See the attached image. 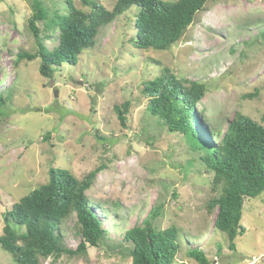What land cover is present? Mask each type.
I'll return each instance as SVG.
<instances>
[{
	"label": "rangeland",
	"instance_id": "rangeland-1",
	"mask_svg": "<svg viewBox=\"0 0 264 264\" xmlns=\"http://www.w3.org/2000/svg\"><path fill=\"white\" fill-rule=\"evenodd\" d=\"M39 1L48 19L35 24L51 50L57 31L46 25L54 12L65 13L66 0ZM70 1L89 12L84 0ZM90 1L110 10L117 0ZM137 11L131 7L101 27L93 48L84 50L76 65H62L45 78L39 58L15 63L18 53L37 51L28 28L32 0H0V91L12 93L0 108V235L3 215L48 182L50 167L77 179L100 168L87 197L110 239L120 238L162 206L155 225H175L183 237L173 264H198L185 242L199 248L208 264H264V192L244 200L240 223L245 232L236 237L235 250L229 249L225 234L214 229L216 211L207 212L213 174L186 136L168 131L149 114L148 99L141 93L143 83L161 68L204 84L205 95L195 111H203L200 142L215 143L207 129L222 137L225 130L217 127L236 114L264 126V0H209L165 51L134 44ZM124 105L121 125L116 108ZM59 228L66 247L77 251L81 238L75 214ZM53 263L129 264L130 259L118 250L87 245L82 253L40 259V264ZM0 264L17 263L0 247Z\"/></svg>",
	"mask_w": 264,
	"mask_h": 264
},
{
	"label": "trees",
	"instance_id": "trees-1",
	"mask_svg": "<svg viewBox=\"0 0 264 264\" xmlns=\"http://www.w3.org/2000/svg\"><path fill=\"white\" fill-rule=\"evenodd\" d=\"M208 1L117 0L108 10L100 3L84 0L90 8L86 13L66 0L65 13L54 12L47 22L46 27L57 31L58 41L49 50L35 24L48 19L46 10L39 0H32L34 12L28 28L37 51L33 55L18 53L15 63L39 58L40 75L51 78L62 65H76L80 54L93 48L100 28L131 7L138 9L133 16V42L137 48L165 51L182 38ZM205 91L204 84L179 79L169 69L161 68L151 80L143 83L141 93L148 99L146 109L149 114L161 121L168 131L186 136L193 150L200 153V162L213 174V196L208 201L207 212L216 211L214 229L225 234L229 249L235 250L236 237L245 232L240 223L244 200L264 192V126L236 114L231 120L227 119L224 126L217 127L225 130L222 137L207 129V137H213L215 143L209 139L208 143L200 142L203 111H195ZM3 92L0 91V108L12 98L11 92L5 95ZM116 112L120 124L125 125L127 106L116 108ZM99 170L77 179L65 169L50 167L48 182L22 197L3 215L0 247L10 253L17 264H40V259L51 256L82 253L87 245L94 248L102 245L111 252L118 250L128 256L129 264H173L183 248V237L175 225L165 229L155 225L162 206L154 207L140 224L126 229L120 238H109L108 230L103 228V221L87 197ZM114 205L119 207L117 202ZM71 214L76 216L81 238L75 252L66 247L59 228ZM184 246L190 258L198 264H208L199 248H188L187 242Z\"/></svg>",
	"mask_w": 264,
	"mask_h": 264
},
{
	"label": "water",
	"instance_id": "water-1",
	"mask_svg": "<svg viewBox=\"0 0 264 264\" xmlns=\"http://www.w3.org/2000/svg\"><path fill=\"white\" fill-rule=\"evenodd\" d=\"M55 97H57V93L55 92V95H54Z\"/></svg>",
	"mask_w": 264,
	"mask_h": 264
}]
</instances>
